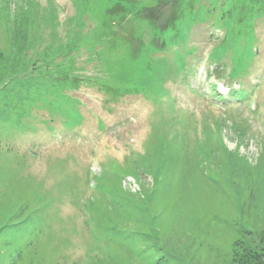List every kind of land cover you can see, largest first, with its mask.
Returning a JSON list of instances; mask_svg holds the SVG:
<instances>
[{
	"label": "rangeland",
	"instance_id": "obj_1",
	"mask_svg": "<svg viewBox=\"0 0 264 264\" xmlns=\"http://www.w3.org/2000/svg\"><path fill=\"white\" fill-rule=\"evenodd\" d=\"M238 243L264 247V0H0V264Z\"/></svg>",
	"mask_w": 264,
	"mask_h": 264
},
{
	"label": "trees",
	"instance_id": "obj_2",
	"mask_svg": "<svg viewBox=\"0 0 264 264\" xmlns=\"http://www.w3.org/2000/svg\"><path fill=\"white\" fill-rule=\"evenodd\" d=\"M230 264H264V247L244 249L236 244Z\"/></svg>",
	"mask_w": 264,
	"mask_h": 264
}]
</instances>
